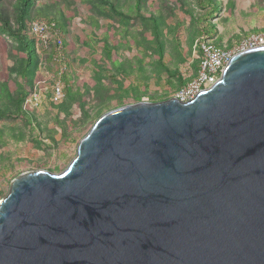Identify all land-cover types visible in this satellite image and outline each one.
Segmentation results:
<instances>
[{"label": "water", "instance_id": "obj_1", "mask_svg": "<svg viewBox=\"0 0 264 264\" xmlns=\"http://www.w3.org/2000/svg\"><path fill=\"white\" fill-rule=\"evenodd\" d=\"M0 264H264V45L193 99L103 113L0 200Z\"/></svg>", "mask_w": 264, "mask_h": 264}, {"label": "rangeland", "instance_id": "obj_2", "mask_svg": "<svg viewBox=\"0 0 264 264\" xmlns=\"http://www.w3.org/2000/svg\"><path fill=\"white\" fill-rule=\"evenodd\" d=\"M19 2L0 0V200L24 171L64 170L103 113L174 97L197 72L200 39L230 45L264 30V0H29L28 15L56 19L64 44L57 58L32 36L28 57Z\"/></svg>", "mask_w": 264, "mask_h": 264}, {"label": "built area", "instance_id": "obj_3", "mask_svg": "<svg viewBox=\"0 0 264 264\" xmlns=\"http://www.w3.org/2000/svg\"><path fill=\"white\" fill-rule=\"evenodd\" d=\"M29 29L37 44L45 49L50 48L51 41L55 38L54 51L56 57L62 56L63 39L58 30L53 25H48L42 20H32L29 22ZM264 45V30L251 32L243 35L231 45H219L210 40L204 39L199 42V65L197 72L187 83L179 88L174 98L180 101L193 99L201 90L214 85L221 77L229 59L238 52L247 50L256 46ZM63 72V69L61 70ZM55 101H58L63 95V83L58 80L53 87ZM40 99L39 94H34L32 101L35 105Z\"/></svg>", "mask_w": 264, "mask_h": 264}, {"label": "trees", "instance_id": "obj_4", "mask_svg": "<svg viewBox=\"0 0 264 264\" xmlns=\"http://www.w3.org/2000/svg\"><path fill=\"white\" fill-rule=\"evenodd\" d=\"M28 2H29V0H20V2H19V6H18V24H19V35H20L21 40L25 44V51L27 53V56L29 57V56H31V53H30L31 46H30L29 40L27 41V38H29V39L32 38L33 39L32 34L30 32V29H29V22H31L32 20H42L45 23H47L48 25H53L54 29L58 30L59 33L62 35V39H63V33H62L61 25L54 18L30 17L28 15V7H29L28 6ZM258 31H262V30H258ZM253 32H256V31H253ZM241 37L242 36L238 37L237 40L240 39ZM55 40L56 39L53 38V41H51V46H50V48H52L53 51H54V46H55L54 45ZM202 40H204V39H200V41H202ZM63 44H64V40H63ZM216 44H218V43H216ZM232 44H233V42H232ZM219 45H221V44H219ZM198 53H199V50H198ZM199 61H198V65H199ZM190 79H192V78H190Z\"/></svg>", "mask_w": 264, "mask_h": 264}]
</instances>
